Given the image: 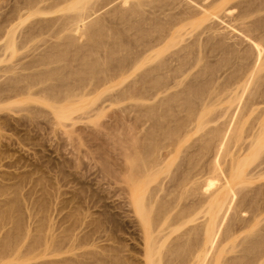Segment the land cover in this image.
I'll list each match as a JSON object with an SVG mask.
<instances>
[{
	"label": "rangeland",
	"instance_id": "obj_1",
	"mask_svg": "<svg viewBox=\"0 0 264 264\" xmlns=\"http://www.w3.org/2000/svg\"><path fill=\"white\" fill-rule=\"evenodd\" d=\"M145 1L0 0V264H264V0Z\"/></svg>",
	"mask_w": 264,
	"mask_h": 264
},
{
	"label": "bare ground",
	"instance_id": "obj_2",
	"mask_svg": "<svg viewBox=\"0 0 264 264\" xmlns=\"http://www.w3.org/2000/svg\"><path fill=\"white\" fill-rule=\"evenodd\" d=\"M138 1H139V0H138ZM144 1H145V0H144ZM153 1H155V0H153ZM156 1H157V0H156ZM156 1H155V2H156ZM173 1H174V0H173ZM136 2H137V1H136ZM146 2H147V1H145V3H146ZM148 2H150V0H149ZM155 2H154V3H155ZM160 2H161V1H160ZM160 2H158V3L161 5V3L164 2V1H162L161 3H160ZM134 3H135V1H134ZM151 3H152V2H151ZM151 3H150V4H151ZM156 3H157V2H156ZM158 3H157V4H158ZM165 3H166V2H165ZM213 3H215V2H212V4H213ZM135 4H136V3H135ZM143 4H144V2H143ZM148 4H149V3H148ZM152 4H153V3H152ZM157 4H155V5L158 6ZM174 4H175V3H174ZM212 4L210 3L208 7H210V5H212ZM155 5H154V6H155ZM164 5H165V4H164ZM166 5H167V4H166ZM166 5H165V6H166ZM207 5H208V4H207ZM216 5H217V3H216ZM216 5H215V6H216ZM133 6H134V4H133ZM165 6H164V7H165ZM199 6H200V5H199ZM199 6H198V7H199ZM201 6H202V5H201ZM134 7H136V5H135ZM158 7H159V6H158ZM158 7H157V9H159ZM206 7H207V6H205V8H206ZM168 8H169V6H168ZM202 8H203V7H202ZM205 8H203V10H204ZM136 9H137V8H136ZM162 9H163V8H162ZM197 9H198V8H197ZM197 9H195V10H197ZM140 10H141V9H140ZM154 10L156 11V7H155ZM159 10L162 11V10H161V7H160ZM203 10H202V11H203ZM163 12H164V10H163ZM184 12H186V10H185ZM188 12H189V11H188ZM188 12H187V14H188ZM191 12H192V11H191ZM206 12H208V11H206ZM132 13H133V11H132ZM154 13H155V12H154ZM180 13H182V12H180ZM199 13H200V12H199ZM129 14H130V13H129ZM189 14H190V13H189ZM182 15H183V13H182ZM196 15H198V14H196ZM175 16H176V15H175ZM188 16H189V15H188ZM127 17H128V16H127ZM77 19H78V18H77ZM124 20H125V18H124ZM129 20H130V19H129ZM129 20H128V21H129ZM180 20H181V19H180ZM183 20H184V19L182 18V22H183ZM185 20H186V19H185ZM125 22H126V21H125ZM175 22H178V21H175ZM191 22H192V21H191ZM78 23H79V22H78ZM126 23H128V22H126ZM178 23H180V22H178ZM171 24H172V23H171ZM173 24H174V23H173ZM185 24H186V23H185ZM185 24H184V25H185ZM171 26H172V25H171ZM173 27H174V26H173ZM167 29H168V28H167ZM167 29H166V30H167ZM169 29H170V27H169ZM178 29H179V28H178ZM125 31H126V30H125ZM168 31H170V30H168ZM181 31H182V29H181ZM110 32H112V31H110ZM117 32H118V31H117ZM183 33H184V32H183ZM183 33H182V34H183ZM118 34H119V32H118L116 35H118ZM123 34H124V33H123ZM177 34H179V33H177ZM110 35H111V33H110ZM166 35H167V34H166ZM180 35H181V34H180ZM113 36H114V35H113ZM167 36H168V35H167ZM167 36H165V37H167ZM176 36H177V35H176ZM178 36H179V35H178ZM178 36H177V37H178ZM109 38H110V36H109ZM162 38H164V37H162ZM111 39H112V38H111ZM120 39H122V38H120ZM115 40H116V39H115ZM160 40H163V39H160ZM160 40L158 39V41H160ZM171 40H172V39H171ZM158 41H157V42H158ZM197 41H198V40H197ZM153 42H154V41H153ZM161 42H162V41H161ZM155 43H156V42H155ZM170 43H172V42H170ZM196 43H197V42H196ZM152 44H153V43H152ZM158 44H159V43H158ZM150 45H151V44H150ZM191 45H192V44H191ZM191 45H190V46H191ZM256 45H259V44H256ZM154 46H157V45H154ZM196 46H199V44L196 45ZM196 46L194 47V44H193V47H194V48H196ZM256 47H257V46H256ZM149 48H150V47H149ZM149 48H148V49H149ZM197 48H198V47H197ZM148 49H147V51H148ZM191 49H192V48H191ZM257 49H258V47H257ZM259 49H260V47H259ZM149 50H151V48H150ZM256 51H257V50H256ZM259 51H260V50H259ZM261 51H262V50H261ZM261 51H260V54H261ZM257 52H258V51H257ZM149 53H150V52H149ZM149 53H148L147 55H149ZM262 53H263V52H262ZM160 54H161L160 51H158V52L156 53V57H159ZM260 54H259V56H260ZM153 55H154V54H153ZM153 55H152V56H153ZM158 55H159V56H158ZM261 55H262V54H261ZM144 56H145V53H144ZM144 56H143V57H144ZM262 56H263V55H262ZM156 57H155V58H156ZM246 57H247V56H246ZM246 57L244 56L245 59H246ZM257 57H258V56H257ZM257 57H255V58H257ZM146 58H148V57H146ZM150 58H151V57H150ZM159 58H160V57H159ZM163 58H164V57H163ZM166 58H167V57H166ZM143 59H144V58H143ZM151 59H152V58H151ZM156 59H157V58H156ZM167 59H168V58H167ZM259 59H261V58H259ZM259 59H258V61H259ZM140 60H141V59H140ZM144 60L146 61L147 59H144ZM148 60H149V58H148ZM148 60H147V61H148ZM158 60H159V59H158ZM179 60H180V59H179ZM255 60H256V59H254V62H255ZM147 61H146V62H147ZM155 61H156V60H155ZM163 61H164V60H163ZM167 61H168V60H167ZM142 62H144V61H142ZM148 62H149V61H148ZM148 62H147V63H148ZM164 62H165V61H164ZM164 62H163V63H164ZM139 63H140V61H139ZM139 63H137V64H139ZM153 63H154V62H152V64H153ZM160 63H161V62H160ZM160 63H159V64H160ZM165 63H166V62H165ZM165 63H164L163 65H162V63H161V65H159V66H160V69H161V66H162V67L165 66V68H166ZM168 63H169V62H168ZM256 63H257V61H256ZM262 63H264V62H262ZM141 64H143V63H141ZM152 64H151V65H152ZM148 65H149V64H148ZM181 65H182V64H181ZM248 65H249V64H248ZM251 65H253V63H252ZM263 65H264V64H263ZM135 66H136V65H135ZM146 66H147V65H146ZM157 66H158V65H157ZM159 66H158L157 68H159ZM255 66H256V65H255ZM184 67H186V66H184ZM153 68H154V67H153ZM180 68L182 69V66H181ZM250 68H251V67H250ZM148 69H149V68H148ZM160 69H159V71H161ZM162 69H163V68H162ZM173 69H174V68H173ZM188 69L190 70V67H189ZM188 69L185 68V70H188ZM150 70H151V69H150ZM153 70H156V69H153ZM246 70H247V69H246ZM246 70H245V71H246ZM156 71H158V70H156ZM159 71H158V72H159ZM163 71H164V70H162L161 72H163ZM171 71H172V70H171ZM171 71H169V73H170ZM182 71H184V70L182 69ZM182 71L180 70V72H182ZM245 71H244V72H245ZM152 72H154V71H152ZM166 72H167V69H166ZM180 72H179V73H180ZM148 73H150V72H148ZM171 73H174V72H171ZM183 73H185V71H184ZM246 73H247V72H246ZM246 73H245V74H246ZM252 73H253V72H252ZM156 74H157V73H156ZM156 74H155L154 78L156 77ZM165 74L168 75V73H165ZM174 74H175V73H174ZM248 74H249V73H248ZM167 75H166V76H167ZM170 75H171V74H170ZM180 75H181V74H180ZM243 75H244V74H243ZM250 75H251V74H250ZM250 75H249V76H250ZM144 76H145V75H144ZM150 76L152 77L151 73H150ZM150 76H149V78H151ZM160 76H161V75H160ZM164 76H165V75H164ZM157 77H158V76H157ZM157 77H156V78H157ZM167 77H168V76H167ZM147 78H148V77H147ZM162 78H163V76H162ZM164 78H165V77H164ZM157 79H158V78H157ZM163 80H167V79H163ZM163 84H164V83H163ZM154 85H155V84H154ZM156 85H157V84H156ZM158 86H159V85H158ZM163 86H164V85H163ZM165 86H166V85H165ZM161 87H162V85H161ZM161 87H160V88H161ZM210 98H211V97H209V99H210ZM212 98H213V96H212ZM214 98H215V97H214ZM210 101H211V100H210ZM207 102H208V101H207ZM204 103H205V102H204ZM208 103H209V102H208ZM208 103L205 104V108H208V109H209L210 107H208V105H211V104H210L211 102H210L209 104H208ZM202 104H203V103H202ZM206 105H207V107H206ZM200 106L202 107V105H200ZM203 107H204V105H203ZM203 107L201 108L202 110H200L201 113H202V111H203ZM198 111H199V110H198ZM200 111H199V112H200ZM204 111H205V110H204ZM203 113H204V114H203ZM203 113H202V115H200V116L198 115V116H199V122H200V124L202 123V125H200V127L204 126L205 123H203V122H205V121L208 119V118H206V120H205V117H206L205 113H206V111L203 112ZM198 114H199V113H198ZM206 114H207V113H206ZM203 115H204V118H203ZM208 117H209V116H208ZM202 118H203V119H202ZM195 119H196V118H194V120H195ZM194 120H193V121H194ZM197 120H198V119H197ZM200 120H201V121H200ZM208 120H209V119H208ZM210 120H212V119H210ZM194 122H195V121H194ZM197 122H198V121H197ZM208 122H209V121H207V123H208ZM207 123H206V124H207ZM203 124H204V125H203ZM198 125H199V124H198ZM198 125H197V127H199ZM216 129H217V128H215L214 130L216 131ZM214 130H213V131H214ZM221 130H222V129H221ZM221 130L218 129L217 131H219V132L221 133V132H223V131H221ZM213 133H214V132H213ZM210 134H211V133H210ZM221 134H222V133H221ZM214 135L217 136V137L219 138V135H218L217 133H214ZM221 136H222V135H221ZM211 138H213V136H212ZM218 138H217V139H218ZM221 138H222V137H221ZM222 140H223V138H222ZM214 141H215V140H214ZM216 142H217V140H216ZM216 145H217V143H216ZM218 146H220V144H219ZM220 147H221V146H220ZM218 149H219V148H218ZM172 151H173V150H172ZM173 152H174V151H173ZM217 152H218V151H217ZM167 153H168V151H167ZM167 155H169V153H168ZM169 156H170V155H169ZM157 157H158V156H157ZM165 157H166V156H165ZM158 159H159V157H158ZM162 159H164V157L161 158V160H162ZM151 160H152V159H151ZM159 160H160V159H159ZM155 161H156V160H155ZM157 161H158V160H157ZM214 161H216V160H214ZM169 162H170V161H169ZM217 162H218V161H217ZM161 163H162V162H161ZM165 163H166V162H165ZM213 163H214V162H213ZM151 164H152V163H151ZM156 164H157V163H156ZM166 164H167V163H166ZM211 164H212V163H211ZM164 165H165V164H164ZM215 165H217V164H215ZM215 165H213V166H215ZM162 166H163V165H162ZM217 166H218V165H217ZM158 167H159V165H158ZM163 167H164V166H163ZM166 167H168V166H166ZM169 167H170V163H169ZM210 167H212V166L210 165ZM210 167H209V168H210ZM154 168L156 169L155 166H154ZM159 168H162V167H159ZM159 168H158V169H159ZM215 168H217V167L215 166V167H214V170H216ZM150 169H151V168H150ZM165 169H166V168H165ZM210 169H212V168H210ZM217 169H218V168H217ZM152 170H153V168H152ZM159 170H160V169H159ZM155 171H157V170H155ZM161 171H162V169H161ZM211 171H212V170H211ZM216 171H217V170H216ZM150 172H151V171H150ZM159 172H160V171H159ZM209 172H210V170H209ZM151 173H152V172H151ZM148 174H149V173H148ZM154 174H155V172H154ZM194 174H195V173H194ZM196 174H197V173H196ZM149 175H150V174H149ZM151 175H153V174H151ZM185 175H186V174H185ZM185 175H184V176H185ZM187 175H188V174H187ZM198 175H199V174H198ZM154 176H155V175H154ZM154 176H153V177H154ZM156 176H157V175H156ZM156 176H155V177H156ZM189 176H190V175H189ZM196 176H197V175H196ZM202 176H203V175H202ZM202 176H201L200 178H202ZM153 177H151L150 180H151ZM190 177H191V176H190ZM190 177H189V178H190ZM193 177H194V176H193ZM231 177H232V176H231ZM231 177H230V179L227 177V178L229 179V181L231 180ZM140 178H141V177H140ZM143 178H144V177H143ZM147 178H149V177H147ZM185 178H186V177H185ZM185 178H184V179H185ZM187 178H188V177H187ZM227 178H226V179H227ZM145 179H146V178H145ZM196 179H198V178H196ZM146 180H147V179H146ZM146 180H145V181H146ZM193 180H194V179H193ZM198 180H199V179H198ZM198 180H197V181L194 180V181H195V182H198ZM205 180H206V179H205ZM143 181H144V180H142V182H143ZM152 181H153V179H152ZM152 181H151V182H152ZM180 181H181V180H180ZM182 181H183V180H182ZM186 181H187V179H186ZM186 181H185L184 183L181 182V184H182V183L185 184ZM189 181H190V180H189ZM194 181H193V182H194ZM138 182L141 183V180H140V181L138 180ZM147 182L150 183V181H146L145 184H146ZM162 182H163V181H162ZM201 182H202V181H201ZM203 182H204V181H203ZM211 182H212V181H211ZM225 182H226V181H225ZM231 182H232V181H231ZM140 183H139V184L137 183V186L140 185ZM148 183H147V184H148ZM169 183H170V182H169ZM171 183H172V182H171ZM198 183H199V182H198ZM204 183H206V182H204ZM194 184H195V183H194ZM207 184H208V183H207ZM210 184H211V183H210ZM226 184H228V182H226ZM226 184H225V185H226ZM141 185H144V183H143V184L141 183ZM159 185H160V186H159V189H160V187H161L162 184L160 183ZM178 185H179V184H178ZM185 185H186V184H185ZM185 185L182 186V187L184 188ZM192 185H193V184H192ZM225 185H224V186H223V185H222V186L220 185L221 187L219 186L220 188L217 189V191L214 189L215 191H212V194H211V193H208V195H207V197H209V195L211 194V195H210V196H211V200L209 201V200L207 199V200H208L209 202H211V203H209L208 201H207V202H208L209 205L212 204V206H211L212 209H209V211H211V210H212V211H211V212H207V211H208V208H210V207H209V205L206 203V206H208V207L206 208V211H205V212H207V215H208L209 213H211V215H212V214L214 215V220H213V222H211L212 225H209L210 223L208 224V223H206V222L204 221V222H205L204 224H208V225H209V226H207V225H202V226H204V227L207 226V227H205V228H207V229H205V228L203 227V228L205 229V231H204V229L200 226V228L203 229L204 233H206V235H204V236H206L204 240L207 242V244H211V245H212V243L215 241L214 238H215V236H216V234H217L216 232L218 231L217 227L220 226V225L218 224V222H219L218 220H219L221 217L224 216L223 214H226V213H227L226 211L229 209L228 207H230V206L227 207V205H231V204H226V203H231V202H232V200H231V201L229 200V196H230V195H228L232 189H231V190L229 189V191H228V190L225 188V187H226ZM190 186H191V185H190ZM202 186H203V185H202ZM204 186H205V185H204ZM209 186H210V185H209ZM227 186H228V185H227ZM229 186H230V185H229ZM166 187H167V185H166ZM177 188H178V187H177ZM200 188H201V187H200ZM207 188H208V187H207ZM228 188H229V187H228ZM157 189H158V188H157ZM171 189H173V188H171ZM198 189H199V187H198ZM201 189H203V187H202ZM166 190L168 191V189H166ZM182 190H183V189H182ZM184 190H185V189H184ZM187 190H188V189H187ZM195 190H196V189H195ZM209 190H210V189H209ZM169 191H170V190H169ZM177 191H178V190H177ZM193 191H194V190H193ZM196 191H197V190H196ZM227 191H228L229 193H228ZM182 192H183V191H182ZM182 192H181V193H182ZM194 192H195V191H194ZM197 192H198V191H197ZM197 192H196V193H197ZM204 192H205V191H203V195H204ZM206 192H207V190H206ZM206 192H205V193H206ZM209 192H210V191H209ZM183 193H185V191H184ZM183 193H182V194H183ZM198 193H200V191H199ZM171 194H172V193H171ZM171 194H170V196H171ZM173 194H174V193H173ZM182 194H181V195H182ZM203 195H202V196H203ZM178 196H179V195H178ZM178 196H176V197L178 198ZM182 196H183V195H182ZM182 196H181V198H182ZM174 197H175V196H174ZM179 197H180V196H179ZM177 198H175V200H176ZM199 198H200V197H199ZM202 198H203V197H202ZM179 199H180V198H179ZM230 199H233V198H230ZM143 200H144V199H143ZM143 200H142V197H141V196L138 197L137 202H136V204H137L136 206H137V208H139L138 210H141V211H142V213H141V214L143 215L142 217H144V219H145L146 217H148L147 215H148V213H149V211H150V210H149L150 208H148V204H147V205L145 204L147 201L144 202ZM145 200H146V199H145ZM171 200H172V199H171ZM197 200L199 201V199H197ZM228 200H229L230 202H228ZM148 201H149V200H148ZM195 201H196V200H195ZM198 201H197V202H198ZM201 201H202V200H201ZM204 201H205V200H204ZM150 202H151V201H150ZM172 202H173V201H172ZM172 202H171V203H172ZM174 202H175V201H174ZM176 202H177V200H176ZM197 202H196V203H197ZM205 202H206V201H205ZM166 203H167V202H166ZM224 203H225L226 205H225ZM200 204H201V203H200ZM202 204H203V202H202ZM202 204H201L200 206H199V204H198L197 207H198V208L201 207ZM166 205H167V204H166ZM169 205H170V203L167 205V207H169ZM171 205H173V204H171ZM171 205H170V206H171ZM193 205H194V204H193ZM203 205H204V204H203ZM224 205H225L226 209L228 208L226 211L224 210L225 208L222 209ZM206 206H205V207H206ZM160 207H161V206H160ZM162 207H164V206H162ZM205 207L203 206L202 208H205ZM164 208H165V207H164ZM164 208H163V209H164ZM170 208H171V207H170ZM172 208H173V207H172ZM192 208H193V207H192ZM192 208H190V209L192 210ZM194 208H196V206H195ZM194 208H193V210H194ZM198 208H197V209H198ZM230 208H231V207H230ZM163 209H162V210H163ZM188 209H189V208H188ZM197 209H196V210H197ZM162 210H161V211H162ZM164 210H166V209H164ZM168 210H169V208H168ZM183 210H184V209H183ZM183 210H181V211H183ZM221 210H222V211H221ZM141 211H140V212H141ZM185 211H187V210H184V212H185ZM198 211H199V210H198ZM201 211H202V210L200 209V212H201ZM165 212H166V211H165ZM165 212H164V213H165ZM187 212H188V211H187ZM187 212H186V213H187ZM190 212H191V211H189L188 214H190ZM193 212H194V211H193ZM200 212H198V213H200ZM219 212H220V213H219ZM221 212H222V213H221ZM223 212H226V213H223ZM166 213L168 214V212H166ZM180 213H181V212H180ZM180 213H178V214L180 215ZM182 213H183V212H182ZM167 214H166L165 217H167ZM183 214H184V213H183ZM188 214H186V216H190V215H188ZM194 214H197V213H194ZM220 214H222L223 216L220 217ZM179 215H178V217H179ZM209 215H210V214H209ZM211 215H210V217H211ZM163 216H164V214H163ZM180 216H181V219H182V218H183L182 216H184V215L181 214ZM186 216H184V221L187 222V219H188V218H186ZM218 216H219V219H217ZM178 217H177V218H178ZM191 217H193V216L191 215ZM177 218H175V219H177ZM185 218H186V219H185ZM178 219H179V218H178ZM178 219H177V221H178ZM189 219H190V218H189ZM189 219H188V220H189ZM191 219H192V218H191ZM207 219L209 220V217H207ZM207 219H206V220H207ZM216 219H217V221H218L217 224H216ZM146 220H147V218H146ZM179 220H180V219H179ZM182 221H183V220H181V222L178 221V222L181 223V225H180V223L178 224L179 228L182 227V225H183V224H182ZM210 221H212V219H211ZM210 221H207V222H210ZM220 221H221V219H220ZM178 222H176V223H178ZM176 223H175V224H176ZM183 223H184V222H183ZM219 223H220V222H219ZM148 224H149V222H148ZM19 225H20V224H19ZM19 225H18V226H19ZM216 225H217V227H216ZM218 225H219V226H218ZM171 229H172V228H171ZM174 229H175L176 231L179 230L178 228H174ZM20 230H21V228L19 227V228H18V232H19ZM172 230H173V229H172ZM172 230H170V231H172ZM199 230H200V229H199ZM216 230H217V231H216ZM170 231H169V232L167 231V232H168L169 234H170V233L172 234V232H170ZM201 231H202V230H201ZM160 232H162V231H160ZM160 232H159V233H160ZM199 232H200V231H199ZM168 233L166 234L167 236H169ZM173 233H174V231H173ZM190 233H191V232H190ZM200 233H201V232H200ZM154 234H155V233H154ZM151 235H152L153 238H154L153 240H152ZM151 235H150V237H151V239H150V240H151V241H150V246L148 245L149 249H147V252H146V255H148V250H149V253H150L149 255H150V256H149V257L147 256V257H148L147 259L151 258V259L148 260L149 262H150V260H151V262H150L151 264H162L163 261L160 260V259L168 258V257H166V256H168V255H166V256L163 257V258L160 257L161 255H162V256H164V255L162 254L161 251H158V250H159L158 248H159V246H163V248H164L165 245H163V244H161V243H160V244H161V245H160V244L158 243V241L156 242V243H158V244H156L155 241H154L156 236L153 235V233H152ZM159 235H161V233H160ZM162 235L164 236V234H162ZM187 235H188V234H187ZM163 236H162V237H163ZM167 236H166V238H167ZM157 237H158V236H157ZM162 237H161V239L163 240L164 237H163V238H162ZM14 238H15V239H14ZM16 238H17V235L14 236V237L9 238V241L5 244V245H6V248H8V247L10 248V247L12 246V244H14V243L16 242ZM201 238H202V237H201ZM206 238H207V239H206ZM156 239H157V238H156ZM159 239H160V238H159ZM159 239H158V240H159ZM216 239H217V238H216ZM178 240H179V239H178ZM153 241H154V242H153ZM159 241H160V240H159ZM164 241H166L165 238H164ZM164 241H163V243L165 244ZM161 242H162V241H161ZM202 242H203V239L201 240V243H202ZM175 243H176V242H175ZM178 243H179V242H178ZM181 243H182V242H181ZM151 244L153 245V247H152ZM154 244H156V245H154ZM172 244H173V243H172ZM185 244H186V243H185ZM202 244H206V243H202ZM157 245H158V247H157ZM179 245H180V244H179ZM187 245H188V244H187ZM197 245H198V244H197ZM197 245L195 246V248L197 247ZM154 246H155V247H154ZM172 246H173V245H172ZM180 246H181V245H180ZM185 246H186V245H184V247H185ZM190 246H191V245H190ZM199 246H200V245H199ZM199 246H198V247H199ZM206 246H207V245H206ZM208 246H209V245H208ZM156 247H157V248H156ZM166 247H167V245H166ZM188 247H189V246H188ZM201 247H202V245H201ZM204 247H205V246H204ZM209 247H210V246H209ZM209 247H207V248L209 249ZM213 247H214V246H213ZM213 247H212V248H213ZM150 248H151L152 250H151ZM153 248H154V249H153ZM155 248L157 249V251L155 250ZM160 248H161V247H160ZM163 248H162V250H163ZM174 248L176 249V247H174ZM182 248H183V247H182ZM192 248H193V247H192ZM180 249H181V248H180ZM180 249H179V250H180ZM190 249H191V248H190ZM190 249H189V250H190ZM193 249H194V248H193ZM199 249H200V248H199ZM204 249H206V247H205ZM208 249L204 250V252H206ZM170 250H172V248H171V249H168V251H170ZM185 250H186V248H185ZM201 250H202V248L200 249V251H201ZM164 251H165V250H164ZM175 251H176V250H175ZM177 251H178V250H177ZM177 251H176V252H177ZM182 251H183V253H185L184 250H182ZM194 251H195V250H194ZM200 251H195V252H196V255L198 254V255H197V258L199 257L198 261H199L200 258H201L200 255H199V253H198V252H200ZM158 252H159V253H158ZM171 252H173V251H171ZM187 252H188V250H187ZM189 252H193V251L191 250V251H189ZM207 252H208V251H207ZM156 253H157V255H156ZM165 253H166V251H165ZM165 253H164V254H165ZM200 253H201V252H200ZM172 254H173V253H172ZM187 254H188V253H187ZM194 254H195V253H194ZM154 255H155V257L158 256L159 259H158V258H155ZM159 255H160V256H159ZM196 255H193V253H192V256H195V257H193V261H194V259L196 258ZM192 256H191V257H192ZM201 256H202V255H201ZM178 257H179V256H178ZM181 257H182V255H181ZM188 257H189V256H188ZM191 257H189L190 260H191ZM152 258H153V260H152ZM154 258H155V259H154ZM197 258L195 259V261H197ZM202 258H203V257H202ZM202 258H201V260H203ZM156 259L159 261V263H158V261H156ZM189 259L187 258L186 260H189ZM167 260H168V259H167ZM201 260H200V261H201ZM160 261H161V262H160ZM171 261H172V260H171ZM177 261H178V260H177ZM177 261H176L175 263H173V262H172V263H173V264H176V263H178ZM193 261L191 260V263H190L189 261H188V262L185 261L186 263H185V262H184V263H185V264H187V263H189V264H195V263H192ZM195 261H194V262H195ZM198 261H197L196 263H199V262H200V261H199V262H198ZM212 261H213V260H212ZM166 262H168V261H166ZM182 262H183V261H182ZM57 263H58V262H57ZM150 263H149V264H150ZM200 263H201V262H200ZM211 263H212V262H211ZM76 264H77V263H76ZM79 264H80V263H79Z\"/></svg>",
	"mask_w": 264,
	"mask_h": 264
}]
</instances>
